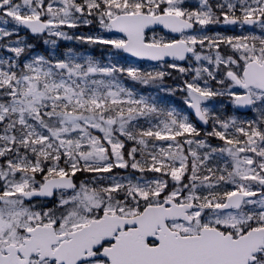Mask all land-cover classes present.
Instances as JSON below:
<instances>
[{"label":"snow or ice","instance_id":"6c2138e0","mask_svg":"<svg viewBox=\"0 0 264 264\" xmlns=\"http://www.w3.org/2000/svg\"><path fill=\"white\" fill-rule=\"evenodd\" d=\"M8 18L14 27H0V41L23 28L113 58L128 53L163 66L165 57L191 54L211 68L171 88L168 71L72 49L24 61L33 44H0L15 54L0 59V264H264V0H200L194 9L185 0H0V22ZM96 24L86 35L64 30ZM218 24L252 30L189 34ZM153 25L179 38H149ZM137 83L186 93L184 103L212 130L201 137L189 115ZM220 98L255 119L215 114L210 105ZM114 169L159 175L125 183Z\"/></svg>","mask_w":264,"mask_h":264},{"label":"rangeland","instance_id":"374dc122","mask_svg":"<svg viewBox=\"0 0 264 264\" xmlns=\"http://www.w3.org/2000/svg\"><path fill=\"white\" fill-rule=\"evenodd\" d=\"M16 2H19V0H16ZM223 2V0H210V3H212L213 5H215L216 3H220ZM185 6L188 8H197L200 6V0H185ZM9 19V23L8 24H4L3 22H0V27H4L7 28L8 30H12L14 27V22H12ZM90 25H87L86 27H89ZM80 28H83L80 27ZM65 31H68L70 35H76L79 36L81 34H89V33H94L99 31V25L97 24V28H93L90 30H87L85 32L84 29H79L76 31L75 30H70V29H64ZM252 30L251 27H244L241 28L239 25L235 26V27H227L224 28L221 24L218 25H208L205 26L203 28H201L199 25H197V30L195 32L189 33L192 35H208V36H213L216 34H221V35H245L248 34V32ZM255 33H260V29L259 28H255L254 29ZM150 35V38L155 35L157 38L159 37H165L166 39H174L177 37L173 36L172 34H170L169 32H164L162 30H154V31H150L148 32ZM79 34V35H77ZM113 36V38L115 37H122V36H118L116 34H111ZM20 37H23L25 39V42L27 43H31V35L25 31V29L20 28L18 30L17 33H15L12 37L10 38H5L2 43L0 41V44H6L9 40L11 41H17ZM45 39H57L60 40L59 38H55V37H48L47 35H45L43 38H41V40L39 41V46L41 47L42 51H36L34 48L30 49L26 52V54L24 56H22L21 59H23L24 61H29L32 59V57H34L35 55H45L46 57H58V58H64V55L59 54L58 52H56V48L53 47L50 44H45L44 40ZM75 40V39H73ZM73 40H67L69 43H71V41ZM17 46L15 43L10 44L9 47H14ZM46 46V47H45ZM57 46V44H56ZM47 47H50V49H48ZM48 50V53L46 54L45 52ZM197 50L198 51H203L204 54H212L210 50H208L207 48L201 50L199 46H197ZM221 50L223 54H230V53H225L226 52H232L231 49L227 48L226 46L222 45L221 46ZM91 51V50H90ZM67 54V53H66ZM110 54H112L110 52ZM93 56L94 58L98 59L101 61V63H107L109 62V60H111L113 63L116 61V59H118L120 61L121 64H135L137 66H139L142 69H146V70H153V69H160V70H164V71H168L171 74L174 72H177L182 80L181 81H176L175 86L176 87H183V82L184 81H188V82H192L193 78L196 76L195 73V69L198 67H202V66H208L211 68L210 65H208L207 61H196L194 59V57H189L188 61L184 64H178L176 62H163V66L162 64H159V62L157 63H144L141 60H136L134 58H113L112 55L110 56V59H108L107 61H103L99 58V56L94 55L92 52H88L87 55L84 54H79V57H87V56ZM15 54L10 52L8 50V48H4V47H0V59H7L8 57H14ZM162 63V62H160ZM172 63H176L178 66L180 67H184L186 69H188V71L186 73H180L177 69H171L168 67V65L172 64ZM97 79H99V77H95ZM207 79L206 75L203 76V78L199 81L201 83V86H203V80ZM130 81V80H129ZM167 81L168 79L165 78L164 81V85L166 87H170L169 85H167ZM177 82H181V83H177ZM124 83L126 84V86L132 87L133 83L132 81L128 82V79L124 80ZM138 84V83H137ZM210 86L212 87H218V85L214 82V81H209ZM152 91H153V95L157 96L158 98H161L162 100L166 101V102H170V104L172 106H175L178 110H181L183 112H185V114L189 115L190 120L196 125V127L201 131H211V125L209 128H202L200 126H198L195 118L193 117V115L191 114V112L188 109V106L184 103L183 97L186 95V93L182 92V91H177L175 94H170L166 91H161L160 89L157 90L156 88L152 87ZM135 90L138 91V89L136 88L135 85ZM139 92V91H138ZM141 94H145L143 91L141 92ZM146 95V94H145ZM214 111L215 114L217 115H222L223 117H227V116H232L235 115V108L234 106L228 102L226 100V98H220L218 101L214 102L213 104L210 105ZM240 117V116H238ZM241 119H255V113L251 111L249 116H245V117H240ZM153 123H155V121H152ZM140 124L147 127L149 126L147 124L146 121H144L143 119H141ZM202 132V131H201ZM204 134V133H203ZM203 134H201V137H203ZM210 143H212L213 146H222V142L219 141L216 138H210L209 140ZM130 143V142H129ZM158 143H162V142H158ZM221 166H223L222 162H221ZM113 175L118 174L120 177L122 178H126L123 180V182H127V179H131L133 182H137L138 178L141 182H143L144 180H152L154 178H157L158 175H153L151 176L152 172H145V173H140L138 170H132V169H114L113 170ZM77 175L80 177V179H82V177L84 175H81L80 173H77ZM104 175H108V174H104ZM39 178V177H38ZM169 186L171 187V182L169 184ZM224 187H228V186H224Z\"/></svg>","mask_w":264,"mask_h":264},{"label":"trees","instance_id":"16d2710c","mask_svg":"<svg viewBox=\"0 0 264 264\" xmlns=\"http://www.w3.org/2000/svg\"><path fill=\"white\" fill-rule=\"evenodd\" d=\"M93 28H97V24L96 25H90L89 27H83L82 29H84V32H85V31H87L89 29H93ZM38 38L39 37H36V36L30 37V39L33 40V41H38ZM75 42L77 44H75V43L74 44H68L67 41L63 40V39L58 40L57 41L58 48L55 47L56 48V52L59 53V51H61V52L64 53L70 47V49H74V50L79 51V52H85V53L92 52L94 55L99 56V58L101 60H103V61H106V60L110 59V56L112 55V54H110V51H108L107 49H102L100 46L89 45L87 43H82L79 40H76ZM125 56L126 55L121 54L119 57H115V59L116 58H122V57L124 58ZM166 78L168 79L167 85H169L171 88H177L174 83H176V81H181L182 80L181 76L177 72L172 73L171 76L166 77ZM144 89L148 93H152L153 94L152 86H144ZM157 90H159V89H157ZM235 114L237 116L243 117L242 116L243 114H241L239 112L238 113L235 112Z\"/></svg>","mask_w":264,"mask_h":264},{"label":"water","instance_id":"95a60500","mask_svg":"<svg viewBox=\"0 0 264 264\" xmlns=\"http://www.w3.org/2000/svg\"><path fill=\"white\" fill-rule=\"evenodd\" d=\"M160 27H163L162 25H153V26H151V28L150 29H154V28H160ZM164 28V27H163ZM195 29V28H194ZM194 29H192V30H194ZM166 30H168V29H166ZM192 30H189V31H192ZM118 33V32H117ZM118 34H122V33H118ZM175 35H179L178 33H174ZM187 59V58H186ZM185 59V60H186ZM165 60H175L174 58H172V57H165ZM185 60H183V61H180V60H177V61H179V62H184ZM241 111H249L250 109H240ZM193 111V113H194V115H195V112H194V110H192ZM196 116V115H195ZM197 119H198V117H197ZM198 121H199V119H198ZM201 124H203V125H206V126H208L209 124H204L203 122H201V121H199Z\"/></svg>","mask_w":264,"mask_h":264}]
</instances>
